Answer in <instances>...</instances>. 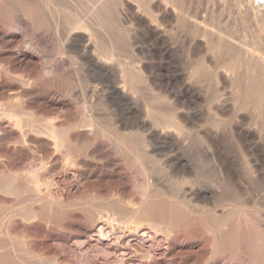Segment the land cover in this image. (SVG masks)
Masks as SVG:
<instances>
[{"label":"bare ground","instance_id":"obj_1","mask_svg":"<svg viewBox=\"0 0 264 264\" xmlns=\"http://www.w3.org/2000/svg\"><path fill=\"white\" fill-rule=\"evenodd\" d=\"M65 1L0 0V264H187L185 247L230 264L233 242L247 264L264 248L245 198L264 194V0Z\"/></svg>","mask_w":264,"mask_h":264},{"label":"rangeland","instance_id":"obj_2","mask_svg":"<svg viewBox=\"0 0 264 264\" xmlns=\"http://www.w3.org/2000/svg\"><path fill=\"white\" fill-rule=\"evenodd\" d=\"M73 0H66L65 2H67L69 5H73L74 4V2H72ZM77 3H75L74 5L75 6H77L78 7V5L77 4H79L80 6V8L81 7H83V8H85L86 10L88 9L87 7L88 6H94V5H92L93 4V2H89V5H88V2L87 3H85V4H87V7H85V5L84 6H82L81 5V3L82 4H84L83 2V0H81V1H79V0H75ZM70 2V3H69ZM82 9V8H81ZM84 10V9H83ZM206 14H207V12L206 11H204ZM205 15V14H204ZM207 16V15H206ZM208 18H210V14L208 13V16H207ZM227 17V16H226ZM225 19V22L228 20L227 18H224ZM5 32V35L6 36H3L2 35V33H0V39H3V40H1L0 42V45H3V46H5L7 49H9V47H10V39H11V33H10V31L8 32V31H4ZM241 32H242V30H241ZM243 34H244V37H245V39L248 37V34L247 33H244V29H243V32H242ZM2 35V36H1ZM2 37V38H1ZM6 38V39H5ZM56 41V40H55ZM41 44H43L42 42H41ZM54 46L55 47H53L52 48V52L53 53H55V54H57L58 53V50L60 49V43H58L57 41L54 43ZM57 46V47H56ZM59 48V49H58ZM125 53H127L128 55H125ZM131 53L129 52H124V55L126 56V57H130L131 55H130ZM130 55V56H129ZM18 59V60H17ZM127 60V59H126ZM29 61H31V62H29ZM41 62L37 59V58H34L33 60H28V59H24V58H22V57H20V58H16V61H15V72L17 73V74H20L22 71H24V72H26L27 74L29 73V74H31V75H33V76H37V75H39V74H42V72H43V64L41 63ZM20 69V70H19ZM19 70V71H18ZM21 71V72H20ZM204 85V84H203ZM204 86H206V83H205V85ZM79 97H81V90L80 89H76V91H75V95H74V99H77V98H79ZM88 99V101H90V97L89 98H87ZM3 102V103H2ZM5 102V103H4ZM1 104H3V105H7L6 103H9L7 100H5V101H1L0 102ZM81 104L80 105H77V106H74V108H73V114H75V115H79L80 114V111H81ZM205 107H207V106H205ZM203 111V112H202ZM206 111V112H205ZM199 113H200V115H201V118H202V116H203V118H202V120H206L207 118H208V112H207V110L206 109H204V108H200V110L198 111ZM201 112H202V114H201ZM205 114V115H204ZM207 115V116H206ZM207 117V118H206ZM203 122L205 123V121H202L201 123L203 124ZM228 138V137H227ZM223 146V148H226V149H224V150H226L227 152H229L230 153V156L232 157V158H234V159H236V162H238V164H240L239 166L242 168L243 166H244V160H243V157L241 156V155H239V153H238V151H237V148H236V146L235 145H233L232 143H231V141H227L226 139H225V142H224V144L222 145ZM228 148V149H227ZM231 154H233V155H231ZM238 156V157H237ZM241 156V157H240ZM237 157V158H236ZM239 158H241V159H239ZM243 160V161H242ZM240 161H241V163H240ZM242 165V166H241ZM244 172H246V170H244ZM257 188V187H256ZM246 189H248V190H245V198L247 199L246 200V203H247V209L250 211V212H262V210H263V212H264V194L263 193H261L259 190V188H257L256 190H254V191H252V189L251 188H246ZM249 189H251V190H249ZM250 202V203H249ZM261 205V206H260ZM259 206V207H258ZM228 208H230V206L228 207ZM253 210V211H252ZM237 229V223H234V230H236ZM251 231L252 232H256L257 230L255 229L254 230V228H251ZM257 233L258 234H260V235H257ZM253 234V233H252ZM251 233H250V236H251V239L253 238V240H256L257 239V241L258 240H260L259 242L261 243V241L264 243V236H261L262 234L260 233V232H256L255 234H253L252 235ZM257 236H259V237H261V238H258ZM255 238V239H254ZM233 250H232V256H234L235 255V257L237 258V259H235V260H233V261H231L232 259H234L235 257H231L230 259H229V263L230 264H243V262H242V260L241 259H238L239 257H238V248L236 249V247H235V244H234V242H233ZM253 246V245H252ZM257 246V245H256ZM264 246V245H263ZM257 247H261L260 245H258ZM256 247V248H257ZM235 248V249H234ZM250 255L248 256V258L247 259H249V260H246L247 261V264H251V263H253L252 261L253 260H256V261H254V263H256V264H259V262H260V264L262 263V264H264V248L262 247V248H258V249H256V250H254V251H256L253 255H252V252H254V251H252V248L253 247H251V245H250ZM253 249H255V246H254V248ZM182 251V252H181ZM233 251H234V253H233ZM237 252V253H236ZM176 253H180L181 255H182V253H183V255L184 256H182L183 258H182V260H184L185 261V263H187V264H193L192 263V259H191V251H190V249H189V247H185V248H183V249H181V248H176L175 249V252H174V255H176ZM186 253H187V255H186ZM179 254V255H180ZM234 254V255H233ZM180 255V256H181ZM260 255V256H259ZM250 256H252L253 257V259L250 257ZM254 256H255V259H254ZM185 257V258H184ZM257 257V258H256ZM186 258H188V259H186ZM250 258H251V263H250ZM191 259V260H190ZM257 259H258V261H257ZM189 260V261H188ZM238 260V261H237ZM236 261V262H235ZM238 262V263H237ZM253 263V264H254ZM176 264H179L178 263V261H176Z\"/></svg>","mask_w":264,"mask_h":264}]
</instances>
